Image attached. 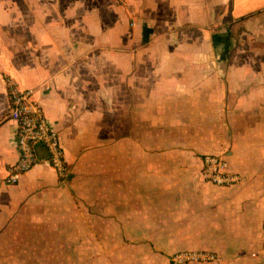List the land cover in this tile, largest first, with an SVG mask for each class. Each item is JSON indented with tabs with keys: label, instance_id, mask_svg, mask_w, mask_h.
Here are the masks:
<instances>
[{
	"label": "crops",
	"instance_id": "1",
	"mask_svg": "<svg viewBox=\"0 0 264 264\" xmlns=\"http://www.w3.org/2000/svg\"><path fill=\"white\" fill-rule=\"evenodd\" d=\"M103 1L5 13L0 264H170L185 251L264 264V0ZM8 82L33 89L58 132L63 182L36 145V164L4 183L18 158ZM203 155L240 180L203 181Z\"/></svg>",
	"mask_w": 264,
	"mask_h": 264
},
{
	"label": "built area",
	"instance_id": "2",
	"mask_svg": "<svg viewBox=\"0 0 264 264\" xmlns=\"http://www.w3.org/2000/svg\"><path fill=\"white\" fill-rule=\"evenodd\" d=\"M8 110L6 119L16 123L14 144L18 153L15 163L8 166L4 183L14 185L23 174L37 162L34 153L36 145L46 152V163L64 181L68 168L58 132L44 116L41 106L34 100L33 89H20L12 82L7 83ZM199 175L205 182L215 186H231L240 176L229 171L227 161L218 155H203ZM264 234V223L262 225ZM219 258L206 251L176 252L169 257L170 264L210 263Z\"/></svg>",
	"mask_w": 264,
	"mask_h": 264
},
{
	"label": "rangeland",
	"instance_id": "3",
	"mask_svg": "<svg viewBox=\"0 0 264 264\" xmlns=\"http://www.w3.org/2000/svg\"><path fill=\"white\" fill-rule=\"evenodd\" d=\"M21 1L22 0H0V34H10V32H8V27L6 25L5 22V13L6 11L10 8V7H17L18 9L20 8L21 5ZM102 2H104L103 0H101ZM123 0H113V4H120L122 5ZM10 27V26H9ZM14 29L17 30L18 33H20L21 31V25L20 24H15L14 27H12ZM20 34H24L22 31Z\"/></svg>",
	"mask_w": 264,
	"mask_h": 264
}]
</instances>
